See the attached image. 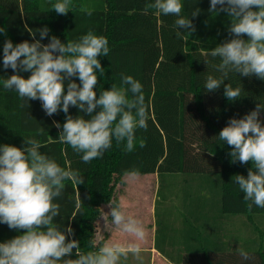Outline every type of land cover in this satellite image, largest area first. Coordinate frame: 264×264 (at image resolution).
Masks as SVG:
<instances>
[{"label": "trees", "instance_id": "1", "mask_svg": "<svg viewBox=\"0 0 264 264\" xmlns=\"http://www.w3.org/2000/svg\"><path fill=\"white\" fill-rule=\"evenodd\" d=\"M56 2L0 0V27L6 29V34H0V144L22 148L24 138L34 137L43 145L42 153L66 169L78 170L84 177L85 182L78 186L66 181V189L56 201L60 204V215L55 218L59 227L65 230L70 226L73 234L68 238L80 241L81 251L87 252L95 240L93 223L101 215V206L111 200L118 176L126 172L157 174L161 188L169 183L165 176L199 177L208 184L217 183L222 214L247 218L245 225L251 241L246 252L251 259L245 261L240 252H235L230 254L233 258L229 263L264 264V208L253 206L249 212V202L244 200L233 177L247 176L251 162L233 163L229 155L231 148L218 137L230 118L240 119L257 104H264V81L255 76L230 73L225 84L242 89V97L234 102L224 96V85L213 92L204 90L208 75L221 76L215 67L219 58H213L210 52L231 39L228 16L223 12L210 13V0H182V15L192 19L196 31L177 37L174 27L177 17L155 10L144 14L146 0H72L73 6L67 15L52 11ZM196 8L201 10L199 15L191 17ZM84 9H92L93 15L88 16ZM45 26L50 31L42 44L49 43L52 36L65 43L75 41L89 30L108 39L110 53L100 57L104 73L97 72V94L112 84L119 86L121 74L131 75L141 82L148 127L137 129L133 152L126 151V142L113 140L102 158L84 163L81 154L58 140L65 113L60 111L48 116L39 100L29 101L28 108L21 107L18 94L3 88L2 81L14 74L12 69L2 67L4 42L9 39L14 45L25 40L33 42L29 30ZM36 39H40L39 32ZM20 75L27 78L30 73ZM73 79L79 84L78 78ZM69 114L74 118L83 115L76 107H70ZM260 119L264 121V110ZM54 122L60 123L61 128H56ZM41 127L45 131L38 135ZM160 204L158 201L156 217ZM161 232L157 221L156 249L171 263L225 264L211 252H167L159 245ZM18 234L6 224H0V242Z\"/></svg>", "mask_w": 264, "mask_h": 264}, {"label": "clouds", "instance_id": "2", "mask_svg": "<svg viewBox=\"0 0 264 264\" xmlns=\"http://www.w3.org/2000/svg\"><path fill=\"white\" fill-rule=\"evenodd\" d=\"M72 6V0H57L52 11L67 15ZM183 8L182 0H146L143 13L155 10L177 17L174 27L177 37H181L185 32L196 31L192 19L182 15ZM84 11L93 15L92 9ZM200 11L196 8L191 17H197ZM209 12L228 16L231 39L212 48L210 55L219 58L215 67L221 76L208 75L204 90L213 92L224 85V96L234 102L242 97V89L225 84L230 73L264 81V0H210ZM49 31L47 26L29 30L33 42L25 40L15 45L10 39L4 42L2 67L12 69L14 74L2 81L3 88L18 94L21 107L28 108L29 101L39 100L46 115L65 113L58 140L81 154L84 163L102 158L113 140L126 142V151L133 152L137 129L148 127L141 82L121 74L119 86L112 84L97 94V72L104 73L100 57L110 53L108 39L89 30L75 41L65 43L52 36L49 43L42 44ZM36 32L40 39H36ZM0 34H6V29L0 27ZM21 72L30 75L25 78ZM73 78H78L79 84ZM70 107H76L83 115L74 118L69 114ZM262 110L264 104L260 103L242 118H230L218 134L231 148L233 163L251 162L247 176H233L244 200L249 202V212L253 206L264 208ZM54 125L61 128L58 122ZM44 131L41 127L37 134ZM24 144L22 148L0 144V224L20 233L0 242V264H121L130 255L140 257L146 239L144 222L124 204L113 202L109 203L110 211L104 221L110 232L119 234L118 238L101 236L92 242L91 250L81 251L80 241L68 238L73 229L69 226L62 230L55 218L60 215V204L56 201L63 195L66 181L78 186L85 182L84 177L78 170L66 169L42 153L43 145L38 139L24 138ZM240 256L245 261L251 259L243 249Z\"/></svg>", "mask_w": 264, "mask_h": 264}, {"label": "crops", "instance_id": "3", "mask_svg": "<svg viewBox=\"0 0 264 264\" xmlns=\"http://www.w3.org/2000/svg\"><path fill=\"white\" fill-rule=\"evenodd\" d=\"M135 176L150 180L146 190L152 201L148 211L151 217L148 220L142 218L137 204L126 198L113 203L124 204L144 222L146 238L149 239L145 240L141 253H150L151 259L159 257L164 264H175L156 249L157 221L162 228L159 245L173 254L211 252L215 253L216 259L230 264L233 258L230 254L240 252V249L249 251L247 244L251 241V235L245 225L247 218L222 214L219 187L214 181L208 184L206 179L199 177L165 176V181L169 183L161 188L157 174ZM176 183L179 186L177 189ZM158 201L163 211L161 216L156 217ZM172 205L182 211L176 212ZM102 217L100 215L99 219ZM107 220L110 222V217ZM104 233L105 238H118L119 235L107 228Z\"/></svg>", "mask_w": 264, "mask_h": 264}, {"label": "rangeland", "instance_id": "4", "mask_svg": "<svg viewBox=\"0 0 264 264\" xmlns=\"http://www.w3.org/2000/svg\"><path fill=\"white\" fill-rule=\"evenodd\" d=\"M177 177V176H175ZM150 180L148 179H142L140 177H131V176H118L117 182L115 183V190L113 193V196L110 201H108L107 204H103L101 206V215L103 216L101 219H99L100 216L94 221L93 223V235L95 240H98L101 236H105L104 230L105 227V221L104 218L106 217V213L110 211L109 203L113 201H118L120 199L126 198L128 200H131L132 202L137 204V209L142 216V218L147 219L151 216L148 215V211H150V206L152 204V201L149 199L148 192L146 190L147 185L149 184ZM177 186V187H176ZM175 188H179V186L176 184ZM174 209H176V212L182 211V209H178V207H175L172 205ZM107 208V209H106ZM162 204L159 205L158 213L159 216H161L162 213ZM105 214V215H104ZM108 219V217H107ZM149 238H146L145 240H148ZM121 264H164L163 260L159 257L151 259L150 253H141L139 258H135L133 256H129L127 260H122Z\"/></svg>", "mask_w": 264, "mask_h": 264}]
</instances>
